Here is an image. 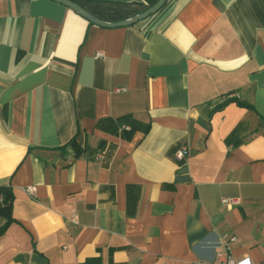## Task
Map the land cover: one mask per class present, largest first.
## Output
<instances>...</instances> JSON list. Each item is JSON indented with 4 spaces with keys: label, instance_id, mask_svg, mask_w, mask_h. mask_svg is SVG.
<instances>
[{
    "label": "crops",
    "instance_id": "1",
    "mask_svg": "<svg viewBox=\"0 0 264 264\" xmlns=\"http://www.w3.org/2000/svg\"><path fill=\"white\" fill-rule=\"evenodd\" d=\"M0 185V264L262 261L264 1L0 0Z\"/></svg>",
    "mask_w": 264,
    "mask_h": 264
},
{
    "label": "built area",
    "instance_id": "2",
    "mask_svg": "<svg viewBox=\"0 0 264 264\" xmlns=\"http://www.w3.org/2000/svg\"><path fill=\"white\" fill-rule=\"evenodd\" d=\"M102 53L101 52H96L95 56H100ZM125 88H119L117 90H124ZM124 128H128L127 126H123ZM175 158L177 160H183L185 157V149H179L178 151L175 152ZM28 191H32L33 187L29 186L27 188ZM0 202H1V196H0ZM223 203H228V202H236L235 199H228V198H223L222 199ZM72 221L75 220L74 215L71 216L70 218ZM235 240L234 236H227V235H222L219 238V250L216 251L213 264H264V259L258 263L254 262L253 259L249 255H243L240 258H234L229 249V242Z\"/></svg>",
    "mask_w": 264,
    "mask_h": 264
},
{
    "label": "water",
    "instance_id": "3",
    "mask_svg": "<svg viewBox=\"0 0 264 264\" xmlns=\"http://www.w3.org/2000/svg\"><path fill=\"white\" fill-rule=\"evenodd\" d=\"M56 3L62 4L73 11L77 12L80 14L82 17L87 19L88 21L95 23L97 25L105 26V27H114V26H124L128 25L131 23H134L140 19H143L149 15H152L156 13L165 3L167 0H157L152 6L148 7L144 11L137 13L135 15H132L131 17H128L126 19H122L119 21H114V22H107L104 21L95 15L91 14L89 11H87L85 8L80 6L78 3L72 1V0H52ZM264 1V0H263Z\"/></svg>",
    "mask_w": 264,
    "mask_h": 264
},
{
    "label": "trees",
    "instance_id": "4",
    "mask_svg": "<svg viewBox=\"0 0 264 264\" xmlns=\"http://www.w3.org/2000/svg\"><path fill=\"white\" fill-rule=\"evenodd\" d=\"M72 1L77 3L79 0H72ZM146 1H147V4H146L145 9L152 6L157 0H146ZM119 122L122 123L121 121ZM129 129L131 128L129 127ZM0 196H1L0 217H3L5 219V224H6L9 221V212H10V206H11L12 197H13L10 191V188L6 185H0ZM5 224L1 227L0 233L3 231Z\"/></svg>",
    "mask_w": 264,
    "mask_h": 264
}]
</instances>
